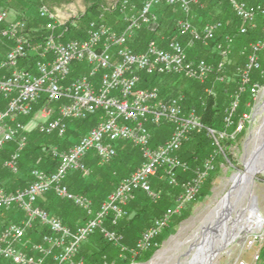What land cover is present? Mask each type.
Listing matches in <instances>:
<instances>
[{
    "label": "built area",
    "instance_id": "1",
    "mask_svg": "<svg viewBox=\"0 0 264 264\" xmlns=\"http://www.w3.org/2000/svg\"><path fill=\"white\" fill-rule=\"evenodd\" d=\"M228 2L242 23L239 28L241 34L256 27L258 17H264V0L254 4L245 0ZM198 3L199 0H145L143 6L137 8L129 0H122L118 8L124 15L125 27L120 31L101 15L89 22L84 38L61 41L54 34H48L41 42L33 43L25 33L27 21L12 19L7 5L0 0V42H12L0 58V95L6 100L4 107L0 108V151L9 143H16L15 150L5 160V166L14 173L19 171V158L27 145L32 124L43 134L56 133L62 137L67 133L70 120L87 119L102 112L96 125L70 148L52 150L58 159L54 171L34 169L32 183L14 192L0 186V210L17 205L26 212V218L21 222L11 223L0 232V258L12 264H46L49 258L52 259L51 264H86V260L79 257L81 245L99 230L105 240L119 249V259L125 260L128 256L134 259L155 249L173 217L197 200L203 184L215 170L217 154H224L221 140H234L245 128L248 115L244 113L238 117L241 95L249 90L252 97H256L261 89L262 85L253 81L252 73L261 69L260 52L264 49V41H254L241 49V54L246 56L245 64L237 71L241 84L225 109V128L222 131L206 127L195 109L185 112L184 95L164 99L159 87H140V82L141 73H146L182 75L205 83L211 74L224 72L225 57L230 50L219 44L224 57L217 64H212L205 59L189 58L185 45L179 39L171 40L166 47L151 41L142 52L134 51L129 41L143 26L157 23L155 7L168 4L179 6L185 15L178 22V30L180 35L189 36L188 46L193 47L195 42L209 46L223 29V22L207 21L200 28L195 26L189 17L193 5ZM38 13L45 21V30L53 32L57 22L52 21L48 10L41 5ZM234 39L228 34L224 41L230 47ZM31 55L34 57L32 66H23ZM79 63H86L89 72L71 79L73 65L78 66ZM219 80L223 82L224 76H219ZM207 91L213 93V90ZM38 112L40 118L33 122L32 117ZM23 118L28 120L23 121ZM163 123L172 125L173 132L163 143L152 147L149 125ZM203 129L207 130L216 150L192 169L178 152L192 132ZM121 141L138 147L143 162L122 178L96 209L90 197L72 192L65 180L71 171L91 174L92 169L85 158L92 151L99 164L111 162L117 156ZM189 171L193 172L192 177L179 178L180 172ZM153 178L178 189V193L173 204L154 218L135 245L128 246L116 227L129 215L128 206L136 199L138 191L154 201L162 198V191L153 187ZM51 191L73 202L84 211L87 219L72 229L61 218L39 207V198ZM37 220L50 232L43 236V242L30 243L26 239L27 231ZM95 264L116 262L104 258Z\"/></svg>",
    "mask_w": 264,
    "mask_h": 264
},
{
    "label": "rangeland",
    "instance_id": "2",
    "mask_svg": "<svg viewBox=\"0 0 264 264\" xmlns=\"http://www.w3.org/2000/svg\"><path fill=\"white\" fill-rule=\"evenodd\" d=\"M3 1L7 5V8L10 12L12 19H24L27 21V29L25 33L27 38L33 43L41 42L44 39V37L47 36L48 34H54L61 41L77 39L76 34L79 32L78 29L80 28L81 23H83V20H78V18H80L83 14H85L87 7L85 0H71L70 2H66V3H51V2L48 3V5L50 6L48 7L51 9L53 13L56 14L58 20L55 30L53 32H49L45 30L44 22H42L41 19L38 17L39 7L43 5L42 2L40 3V5L39 2L38 3L36 2L35 5V2L29 3V0H3ZM121 1L122 0H104V4L106 7L108 6L119 7ZM129 1L131 2V4L137 7L138 4H140L138 0H129ZM222 2L223 3L221 2L216 3L213 2L212 0H204L203 5H205V9H207L208 11H207V17H204L205 19L203 21H201V19H197V17L195 16L196 7H194L193 5L192 14L189 17L191 22L195 26L200 28L207 21L220 20L224 23L225 26L224 27L225 31H223L224 34H228L230 30L234 31L237 28H240L239 26H241V22H239L234 17L232 11L228 7L226 0H222ZM111 13L110 11L109 12L104 11L102 15L104 16V19L108 23H110L113 26L116 25V28H119L122 22L117 19L115 14H111ZM168 16H175L177 18L176 21L177 20L179 21L180 19L183 18V15H181L180 12L177 10L173 13L172 12L169 13ZM110 19L113 21V23H111ZM263 23H264L263 21L256 22V27L264 26ZM86 25L87 23L85 24V27ZM75 27L77 28V30L75 29ZM258 36L254 40L247 36H243L242 38L239 36H235L234 44L231 45L230 47L225 43L223 36V38L220 39L215 45L210 44V46H207L209 48L207 52H204V50L200 48L196 49L199 50L198 52L200 59L206 58L205 60H208L212 64H216L217 62L221 61L224 57L222 49H219L218 47L219 44H221L224 49L230 50V53H228L225 57L226 69L224 70V72L221 73L215 72L211 74V76L207 80L210 85L207 87L206 92L211 87H216L217 89L219 83H223V84L229 83L230 81L229 79L231 78L230 74L234 73L235 68L241 66L244 63L243 55L240 53H241V49L245 47V43L246 42L252 43L257 40L264 41V36L263 37L260 36L258 37ZM11 45L12 42L1 43L0 54L3 56ZM192 48H193L192 46H189L188 50L189 49L191 50ZM263 51L264 49L260 53L261 69L259 70L255 69L253 73L259 72L262 74L264 70L262 68L264 65ZM206 56H208V58ZM33 58L30 57L29 61L27 60L23 65L31 66V64L34 61ZM77 65L78 66H76V64L73 65L71 79H75L81 76L82 74H87L89 72V67L86 63H79ZM222 75L224 76L223 82L219 80V76ZM236 77L237 75L235 76L236 81L234 82H236L237 84L236 89L238 90L241 82H240V78L238 77L236 79ZM166 82L171 87L170 93L168 94L169 97L176 95H185L186 94L185 92H187L191 96H195V97L198 96L199 93L197 90L198 86L193 85L192 82H190L187 79H179L177 84H176V79H167ZM260 84L262 85L261 89L259 93L256 95V97H252L253 99L251 101L252 103L250 104V106L248 105V103H246L243 106V109L244 108L246 109V114L248 115V118L245 122L244 130L237 135L236 139H234L229 145H227L224 148V154L222 158L218 160V163L216 161L217 158H215L214 173L212 174L211 178L209 180L207 179L206 182L203 184L197 200L186 205L182 213L173 217L170 225L162 232L161 234L162 237L161 236L159 237L160 238L158 239L159 245L152 252L151 256L147 258L145 257V255L148 252H143L140 254V256L134 259L128 256L127 259L122 260L119 259L118 255L117 256L115 255L116 257L115 258L111 257L110 261H115L116 264H243V263L264 264V227L256 232L248 231L249 232L248 233L245 231L242 232L241 235L239 236H233V230L239 228V225H237V223H239V221L241 220L242 214L245 215L246 213V208L244 204L245 203L248 205L251 204L253 202L254 196L257 197L259 214L264 215V171H260L259 173L255 174L253 176V180L251 182H248V184L246 183L247 185H249V192H248L249 197L248 199H246V201L244 202L241 201L242 200L241 194L244 193L245 190H241L240 193H238L235 196L234 203L232 202V198L227 199V196L230 190L235 185V182L242 174L246 172L248 168H252L253 166L260 167V165H264V81H262ZM227 90H229V88H227ZM216 91L214 88L213 97H217ZM208 94H210V92H208ZM0 100L4 102V104L6 103L5 98H3L1 95H0ZM54 105L55 104H53V106ZM38 109L39 106L36 105V110ZM39 115H40L39 112L35 114L32 117V121L35 122L39 120L40 118ZM101 115L102 112H98L94 115H91L86 120L87 122L86 124H88L87 128L83 124L82 120H70L68 123H69V129L71 131L68 133V135L65 138L64 137L60 138L61 140H63V142H67L66 144L67 149L78 141V138H76V134L80 132L79 135L77 136L80 137L82 134L87 133L94 125H96ZM34 125L35 124H32L29 135L35 136L34 137L35 139H40L43 145L47 144L46 146H44L45 151L42 152H47V154H50V152H52V150L56 148L54 146V142H56L57 140L56 139L57 134L55 133L52 136H48V137L46 135L42 136L40 133H38V129ZM169 127L171 131L167 138L170 137L174 129L172 125H170ZM166 134L164 130H161L160 135L162 137H160L161 139L159 141L163 140L166 137ZM69 137H70V141H69ZM262 141H263L262 144L263 146L262 149H260L261 151L257 150V148L258 149L261 148V146L259 147L258 144H260V142ZM128 148L131 152L133 151V154H131L132 155L131 162L126 167L124 163L128 161H125L123 165L122 164L119 165L120 167H115L118 170V173L116 174L117 176L116 179L118 182H120V180L123 177H125L126 174H129L130 172L137 169L143 162V160H141L138 163V158L136 156V150H134V146L133 148L130 146ZM256 151L258 152L260 151V154L257 155L258 160L253 159V155ZM93 154H95L94 151L90 153V156ZM116 163H118V160L102 165L99 164L98 162V166L95 168L94 172L91 175H88V177H86L85 180L88 182H97L100 178L99 173L101 171L103 172V169L111 167L113 164L115 165ZM18 174L19 172L15 174L14 173L7 174L6 171L3 172L5 180L7 178H10L11 176L9 181L12 184L11 186L8 184L10 186L9 188L16 190L21 188L20 186L22 185L20 184V181L18 179L19 176ZM192 176H193V172L190 175V177ZM159 181L161 180L153 178L151 180L153 187L157 190H161L162 194L163 193L170 194L168 192L167 186L163 183H160ZM0 184L5 185V187L8 186L6 184V181H2ZM75 193H81L85 195V193L82 192H75ZM138 193H141V191H138ZM172 194H170V196ZM86 196L88 195L86 194ZM140 196H142L139 197L142 198V200L138 205V207L136 206L134 209L131 210L132 212L131 217L134 215V211L138 210V212H140L142 216L147 217L148 214L149 221L147 227H145L141 232H139L140 231L139 230L138 231L139 233L132 232L130 234V238L127 240L128 243L125 242V244L128 246L133 245L135 241L140 237L141 233L151 225L152 218L154 217L155 205L152 204L150 201H152L155 204L159 202L151 199L149 200L150 197L146 194L145 196L143 195ZM175 196H172V200H174ZM223 200H225V202H222ZM229 202L232 203L230 204ZM220 204L221 207L218 209L217 212H214L213 210L217 208ZM19 211L20 214L17 217V219H19L18 222H21L22 219H24L25 212L23 210L22 211L19 210ZM15 220L9 221L5 224L2 223L0 226V232L7 225L11 223H15ZM126 221L127 220H125V222ZM96 234H100V231L97 230L94 235ZM97 237L98 236H91L86 241H89L90 239L93 240ZM93 242H96L98 244L99 242H101V249L107 247L106 252L102 253V255L107 254L108 256H110V254L111 255L119 254V251L116 250L117 247L110 242H109L110 244H108L104 240H100L98 238L93 240ZM82 246L83 243L81 245L80 251L83 248ZM114 246L116 248H114ZM89 247L90 246H87L85 248V251L90 249ZM217 250H219L218 254L212 258V256L215 254ZM159 254H161L160 258L153 263V260ZM100 258L101 257H99V259ZM92 263H93L92 260L86 261V264H92Z\"/></svg>",
    "mask_w": 264,
    "mask_h": 264
},
{
    "label": "trees",
    "instance_id": "3",
    "mask_svg": "<svg viewBox=\"0 0 264 264\" xmlns=\"http://www.w3.org/2000/svg\"><path fill=\"white\" fill-rule=\"evenodd\" d=\"M70 1L71 0H29V3L35 2V5H36V2L37 3L39 2V5H40V3L42 2L43 4H46L47 6H49L48 3H50V2L51 3H66V2H70ZM144 1L145 0H138V2L140 3V4H138L139 8H141L143 6ZM212 1L216 2V3H219V2L223 3L222 0H212ZM245 1L250 3V4H254V3H258V2L263 1V0H245ZM85 2L87 5L86 12L80 18H78V20H83V23H81V26L78 29L79 32L76 34L77 39H81V38L85 37L86 28H87L89 22L91 20L98 19L104 11L105 12L110 11V13L112 12L111 14H115L117 19L122 22V24H121V26H119V28H116V25L113 26L107 22L108 24L113 26L118 31L122 30L125 27L124 15L121 14L118 7H111V6L106 7L104 4V0H85ZM226 2L228 4V7L230 8V10L232 11L228 0H226ZM203 3H204V0H199V3L194 5V7H196V15L195 16L197 17V19H201V21H203L205 19L204 17H207V11H208L207 9H205V5H203ZM174 10L179 11L180 14L183 15V18H185L184 13L181 11L179 6H177V5L163 4V5H159V6L155 7L154 11L158 15L157 23L155 25H151V26L145 25L140 30H138L136 32L135 36L129 41L131 48L136 52H142L147 48L148 44L151 41H155L161 47H166L167 44L171 40L179 39L185 45L187 52H188V55H189V58H191L193 60L200 59L199 52H198L199 50H196V49L200 48V49L204 50V52H207L209 48L206 45L202 44L201 42H195L193 48L191 50L189 49L190 51L188 50L189 36L188 35H180L179 30H178V22L181 19L179 21L178 20L176 21L177 18L175 16H168L169 13L175 12ZM232 13H233V11H232ZM233 15L239 22H241L240 19L238 17H236L234 13H233ZM38 17L41 19L42 22L45 23V21L39 16V13H38ZM84 21L87 23L86 27H85L86 23ZM110 21H111V23H113V21L111 19H110ZM259 21L264 22V17H262V16L258 17L257 22H259ZM263 25H264V23H263ZM224 27L225 26L223 23V29L220 31L222 33H218L216 39L214 41H212L210 44L215 45L220 39L223 38V36L225 38V36L228 34L234 36V38H235V36H239L241 38L243 36H247L249 38H252L253 40L256 39L258 35L260 37L264 36V26H257V27L251 28L246 34H241L239 32V28H237L234 31L230 30L228 34H224L223 33V31H225ZM75 29L77 30L76 27H75ZM235 32H236V34H235ZM5 42L9 43L7 41H4V42L2 41V42H0V44L5 43ZM249 43L246 42L245 46H247ZM1 57H2V55L0 54V58ZM31 57L33 58V56H31ZM206 57L208 58V56H206ZM243 58H244V63L241 66H243L246 62V56L245 55H243ZM262 64H263V62H262ZM31 66H32V64H31ZM241 66H239V67H241ZM239 67L235 68L234 73L230 74L231 78L229 79L230 81L228 84L219 83L217 89H216V87L210 88L213 91H214V88H215V91L217 90L216 91L217 97H213L214 92L212 94L211 93L208 94V91L206 92L207 87L210 85L208 81H206L205 83H201V82L196 81V80L188 79L182 75L181 76L180 75H148L146 73H141L142 79L140 82V87L157 86L160 89L161 96L164 99H168L171 97V96L169 97V95H168L170 93L171 87L166 82L167 79H176V84L178 83L179 79L189 80L190 82H192L193 85L198 86L197 90L199 93H198V96L195 97V96H191L187 92H185L186 94L184 95L185 101H184V107H183L184 111L188 112L191 109H195L197 114L200 116L202 123L206 127L213 128L216 131H222L225 128V124H224L225 109L229 103V100L231 99L230 95H232L237 90L236 89L237 84L234 81H236L235 80L236 75H237L236 79L239 77L238 72H237ZM262 68L264 69V65ZM263 72H264V70H263ZM252 78H253V81H258L259 83H261L262 81H264V74L263 73L261 74L259 72H254V73H252ZM226 87L229 88V90H227ZM252 99L253 98H252V95H251L249 90L244 92L241 95V105H240L239 110H238V117L240 115L246 113V109L245 108L243 109V106L246 103H248V105L250 106V104L252 103L251 102ZM0 103H2V104H0L2 107L1 106L0 107L3 108L4 102H2L0 100ZM27 119L28 118H23V121H26ZM87 119H82L83 124L86 126V128L88 126V124H86ZM91 123H94V122H91ZM169 126H170L169 123H163L159 126L149 125V129H150L151 134H152V139H151V146L152 147H157L158 145H160L161 143H163L165 141V139L169 136V133L171 131ZM161 127H162V129H161ZM161 130H164L165 134L166 133L167 134L163 140L159 141L161 139L160 137H162L160 135ZM70 131L71 130L68 128L67 133L65 134V136H62V137L65 138ZM230 131H232V129ZM78 132H79V130H78ZM38 133H40L42 136L46 135V134H43L39 131H38ZM79 133L76 134V138H78V140L84 135V134H82L80 137H77L79 135ZM52 135H46V136L48 137V136H52ZM34 137L35 136L29 135L27 145H26L25 149L22 151L21 156L19 158V162H18V167H19V171H18L19 174L18 175L19 176H18V179L20 181V184L22 185V186H20L21 188H19V189H24L32 183V181H33L32 171L34 169L39 168V169H43V170L50 172V171H54L58 165V159L53 156L52 152H50V154H47V152H42V151H45L44 146H46L47 144L43 145L40 139H35ZM62 137L58 136V134H57V138H56L57 140H56V142H54V146L59 150L67 149V145H66L67 142H63V140L60 139ZM69 141H70V137H69ZM232 141L233 140H231V139L221 140V145L223 146V149L227 145H229ZM129 146L133 148L134 145L128 141L119 142L118 147H117V149H118L117 156L112 160V161L118 160V163L115 164L117 166H115L113 164L111 167L103 169V172L101 171L99 173L100 178L97 182H88L85 180L86 177H88V175H84L83 173H81L79 171H71L65 180V184L68 186V188L72 192H82V193H85V195L87 194L88 197H90L93 200V202L95 204V208L98 209L99 206L101 205V203L107 198V196L115 189V187L119 183L116 179V177H117L116 174L118 173V170L115 167H120L119 165H121V164L123 165V163L125 161H128V162L124 163L125 167H126L131 162V159H132L131 154H133V151L131 152L129 150V148H128ZM15 147H16V143L11 142L3 150L0 151V159H1V161H3V162L0 161V183L2 181H6V184L7 185L9 184L10 186L12 184L9 181L11 176H10V178H7L5 180L3 172L6 171L7 174L8 173H14V172L9 170L5 166L4 163H5V160L8 159L10 157L11 153L15 150ZM134 150H136V156L138 158V163H139L141 160H143L142 152L136 146H134ZM215 150H216V148L213 144L212 139L208 136L207 130L203 129V130L192 132L189 139L184 143V145L182 146V148L178 152V154L181 157V159L187 161L193 169L194 167L201 165L206 158H208L213 152H215ZM90 153L85 158V162L89 167H91V169H92L91 174H92L94 172L95 168L98 166V157L96 156V154H93L90 156ZM222 156H223V153L217 154V157H216L217 163H218V160H220L222 158ZM119 160H120V162H119ZM213 173H214V171L211 173L208 180L211 178ZM91 174H89V175H91ZM191 174H192V171H189L187 173L180 172L179 178L181 180H183L185 178L190 177ZM127 175L128 174H126V176ZM159 182L165 184L168 188V192L170 194H172V193L173 194L170 196V194L163 193L162 198L156 204L153 203L152 201H150L152 204L155 205L154 217L152 218V222H153L155 217L161 215L163 213V211L168 206L173 204L174 201L172 200V196H175L178 193V189H173L172 187L168 186L165 182H162V181H159ZM9 185L7 187H5V185L0 184V186H3L8 192L16 191V189L9 188L10 187ZM140 195L145 196V193L144 192H141V193L137 192V197H136L137 199L135 201H132L128 206L129 215L123 221H121L119 223V225L116 227V229L124 235V241L127 243H128L127 240L130 238V234L132 232L133 233L138 232L139 230H140L139 232H141L145 227H147V224L149 221L148 214H147V217L142 216V214L140 212H138V210L134 211V215L131 217V213H132L131 210L134 209L136 206L138 207V205L140 204V202L142 200V198H139V197H142ZM149 200H150V198H149ZM38 204L40 207L46 209L51 214L56 215L57 217L61 218L63 220V222L65 224H67L69 227H71L72 229H75L77 227V226L75 227V225H73V219L74 218L81 217L83 222L87 219V216L85 215V213L82 209L77 207L73 202L59 197L54 191L48 192V193L44 194L43 196H41L37 202V205ZM19 210L22 211L23 209H21L17 205L12 206L10 208L1 209L0 210V220H2L4 223H7L9 221H14L16 218L15 222L16 221L18 222L17 217L20 214ZM24 218H26V212H25ZM125 220H127V221L125 222ZM152 222H151V224H152ZM107 226L109 228H111L110 224H107ZM32 230L41 232L42 235H41L40 242H43V236L50 232L49 228L46 225H43L39 220L35 221L34 226L32 229H30V231H32ZM93 236H98L97 237L98 239L104 240L105 242L110 244L107 240H105L103 238V236L101 234H96ZM106 248L107 247L102 248L101 252H106V250H107ZM154 250L155 249L148 251V253L145 255V257L149 258ZM99 257H100V255L98 253H93V254H91V256H89L88 259L93 261L92 264H95V262L101 263L103 261V259L102 258L99 259ZM88 259L86 261H89ZM51 263H52V259L49 258L47 260L46 264H51ZM0 264H12V263H10L9 261H7L3 258H0Z\"/></svg>",
    "mask_w": 264,
    "mask_h": 264
},
{
    "label": "bare ground",
    "instance_id": "4",
    "mask_svg": "<svg viewBox=\"0 0 264 264\" xmlns=\"http://www.w3.org/2000/svg\"><path fill=\"white\" fill-rule=\"evenodd\" d=\"M43 9H47L48 10V12L50 13V15L52 16V21H54V22H57L58 21L56 14L53 13L48 6H46V5L43 4ZM262 144H263V141L260 142V144H258L259 147L261 146V148H259V149L257 148V150L262 149V146H263ZM260 151L259 152L256 151L254 153L253 159L258 160L257 155L260 154ZM259 164H262V163H259ZM253 167L252 168H248L246 170V172L244 174H242L238 178V180L235 182V185L230 190V192H229V194L227 196V199H231L232 198V202L234 203L235 196L238 193H240L241 190H245L244 193L241 194V196H242V200L241 201L244 202V201H246V199H248V197H249L248 196L249 195V193H248L249 192V185H247L248 182H251L253 180V176L255 174L259 173L260 171H264V165H260V167H254V168ZM225 200H223L222 202H225ZM232 202H229V203L231 204ZM221 204L217 208H215L213 211L214 212H217L218 209L221 207ZM244 206L246 208V213H245V215L242 214L241 220L239 221V223H237V225H239V228L233 230V236H239V235H241L242 232H245V231L246 232H248V231L249 232H252V231L256 232V231L261 230L264 227V215L259 214V210H257L255 208L254 201L251 204H249V205L245 203ZM233 221H235V220H233ZM160 256H161V254H159L153 260V263L155 261H157L160 258Z\"/></svg>",
    "mask_w": 264,
    "mask_h": 264
},
{
    "label": "crops",
    "instance_id": "5",
    "mask_svg": "<svg viewBox=\"0 0 264 264\" xmlns=\"http://www.w3.org/2000/svg\"><path fill=\"white\" fill-rule=\"evenodd\" d=\"M38 206H39V204H38ZM40 207V206H39ZM56 216V215H55ZM24 217H25V215H24ZM19 220V219H18ZM2 223H4L2 220H0V226H1V224ZM83 223V220H82V218L81 217H77V218H74L73 219V225H75V227L76 226H79L80 224H82ZM5 224V223H4ZM41 232L40 231H30V229L27 231V235H26V239L30 242V243H39L40 242V240H41ZM95 239H97V238H95ZM95 239H93V240H95ZM93 240L92 239H90L89 241H86V242H83V248H82V250L80 251V254H79V257H83L85 260H87L88 258H89V256H91V254H93V253H98L99 255H100V257L102 258V259H104V258H107V259H109L110 260V258L111 257H113V258H115L118 254H110V256H107V254H103V255H101L102 253H105V252H101V242H99V244L98 243H96V242H93ZM138 240V239H137ZM136 240V241H137ZM136 241H135V243H136ZM135 243L133 244V245H131V246H134L135 245ZM87 246H90L89 248L90 249H88V250H86L85 251V248L87 247ZM114 248H116L115 246H114ZM116 250L117 251H119L118 250V248H116ZM89 251V252H88ZM88 252V253H87ZM116 255V256H115ZM112 260V259H111ZM114 260V259H113Z\"/></svg>",
    "mask_w": 264,
    "mask_h": 264
},
{
    "label": "water",
    "instance_id": "6",
    "mask_svg": "<svg viewBox=\"0 0 264 264\" xmlns=\"http://www.w3.org/2000/svg\"><path fill=\"white\" fill-rule=\"evenodd\" d=\"M257 153H258V152H257ZM253 201H254L255 208H256L257 210H259L258 205H257V197H256V196L253 197ZM219 250H220V249H219ZM219 250H217V251L215 252V254L212 256V258L215 257V256L218 254V251H219ZM212 258H211V259H212Z\"/></svg>",
    "mask_w": 264,
    "mask_h": 264
}]
</instances>
